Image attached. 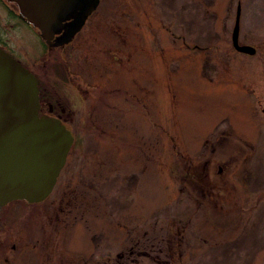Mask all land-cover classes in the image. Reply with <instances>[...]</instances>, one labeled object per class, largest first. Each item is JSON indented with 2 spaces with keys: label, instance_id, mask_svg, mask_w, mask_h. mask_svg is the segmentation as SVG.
Instances as JSON below:
<instances>
[{
  "label": "rangeland",
  "instance_id": "1",
  "mask_svg": "<svg viewBox=\"0 0 264 264\" xmlns=\"http://www.w3.org/2000/svg\"><path fill=\"white\" fill-rule=\"evenodd\" d=\"M100 5L87 29L93 31L92 40L86 42V33L75 45L79 51L68 56L71 71L85 68L90 101L81 111L65 101L76 116V143L62 174L75 177L72 189L93 192L100 251L113 257L122 248L120 230L111 227V234L104 226L106 212L112 210L116 221L124 214L117 189L136 188L124 205L131 210L127 217L160 218L162 234L169 221L182 227L186 222L180 196L184 165L202 169L209 161L215 171L209 180L221 196H215L206 214L202 208L190 217L193 233L204 230L211 238L196 249L195 264H264V0H102ZM239 5V42L256 48L253 57L233 49ZM7 13L0 0L4 51L38 75L47 74L65 94L53 77L67 55L44 57L34 31ZM110 51L123 52L121 65L111 63ZM133 79L143 80L146 109L132 101L130 109L112 112L109 106L120 108L123 101L111 98L109 89L133 91ZM85 113L89 116L78 118ZM218 166L222 175H217ZM61 184L47 204L64 192ZM102 195L110 197V208ZM44 205L14 202L0 209L2 264L14 245L16 254L34 255L32 249L47 240ZM77 213L78 220L84 217L82 209ZM86 219L79 222L87 224ZM59 226L49 229L54 240ZM75 231L66 233L69 245L88 250L94 232ZM22 260L30 258L26 254Z\"/></svg>",
  "mask_w": 264,
  "mask_h": 264
},
{
  "label": "flooded vegetation",
  "instance_id": "2",
  "mask_svg": "<svg viewBox=\"0 0 264 264\" xmlns=\"http://www.w3.org/2000/svg\"><path fill=\"white\" fill-rule=\"evenodd\" d=\"M1 5L5 10L8 11L7 14L10 15V18H14V20L20 21L23 25H25L26 27L28 26L31 30L34 31V33L43 43L45 51L44 57L50 56V54H52L53 52L59 54L62 53L65 56L67 55V58L61 57L62 59L60 61L59 72L55 73L53 77L55 78V80L59 81H57V86H60L61 92L62 90L66 91L65 94L63 92L59 93L60 91L57 89L56 85H54L53 82H50V78L45 77L47 74L44 73L43 75H38L30 68L27 69L33 72L37 79L38 90L40 93L39 115L41 117L43 116L59 120L62 124L66 125L68 130L74 136L73 147L68 154V159L64 166L65 168L58 176L54 191L46 198L44 202L35 203L38 205L45 204L44 214H42V216L44 217L42 226L44 228V231L46 232L47 240L44 237L42 245L37 249H32L34 255L30 254L29 251L18 253V255L15 252L17 249V245H14L12 247L13 252H11V255L9 252L8 253L10 256L6 253V257L4 259L5 264H31L32 262H34V264H195L196 249L200 248L201 245L207 246V243L209 242V240H211V238L208 239V235L205 234L206 232L204 230L200 232L197 231V229V233H193V227L192 225H190V217L192 216V214H195L196 212L198 213V210H201L202 208L205 211L204 214H206L207 208L212 209L213 205H215V196H221L220 190H215L216 186H213L209 180L210 177L215 173L214 168H211L212 164H210L209 161L205 162V165L201 169L198 165H193L186 162V159L184 158V161L186 162V164L184 165L186 175L184 176L183 183L181 185L180 196L182 199V204H184L183 214L186 215V222L182 224V227L180 222L174 220L169 221V224L165 225L164 228H162V230L166 228L165 232H163L162 234L159 233L160 218L158 219L156 217H153L151 219L147 218L138 220L136 217H127L128 214H130L128 213V211L130 212L131 210L126 209V206L124 205L125 202H130L132 195L136 193V191H134L136 188L117 189V197H119L120 199H118L122 201L124 214L120 216V221H116L114 213L112 212V210H110L105 214L107 220L104 223L105 229H109L111 231V227L117 228L122 234L119 238L121 239L122 248L119 251L116 249L115 256L113 257L111 255H104V253L100 251L99 246L101 244L97 243L96 241V219L93 215L95 201L93 198V192L91 190L82 191L76 188L72 189L71 185L73 184L75 177H66L65 179L62 178V174L66 169L70 154L73 151L76 143V135H74L73 125L76 116H74L75 113L71 111L72 109L69 108V110H67V107L65 105L67 103H74L78 106L79 111H81L85 108L87 103L86 101H90V91L85 86L86 81L83 80V73L86 72L84 70L85 68H79L78 70H75L73 68V71H71L70 68L72 62L69 60L68 56L72 55L74 49L76 51H79V49L75 48V45L77 46L76 43L80 39H83L86 33H89V37L85 39L86 42L88 43L90 41V38L92 40L93 31H87V29H91V26L94 25V19L96 17L95 15L101 5L94 13L91 14V17L87 20L84 28L79 34L75 36L73 42H71L70 45L61 46L60 48H55L52 45L48 46L46 42L41 39L40 31L35 30L28 22V20L21 18L19 14H17L13 9V7L8 4L7 0H1ZM60 35H56L55 39L60 37ZM53 43H55V40L53 41ZM106 54H108L110 58H112L110 60L112 64L116 63L121 65L123 63L124 58H122V56L124 54L122 51H117V53L114 52V54H112V52L110 51L106 52ZM77 57L76 61H78ZM77 63L78 67L82 66L80 62ZM74 64H76V62ZM90 66L91 64L89 65V67ZM130 82L133 91H129V89H125L124 87H117L115 89L114 86L109 89L111 98H114L113 95H117L119 101H123L121 104L122 107L120 108H118L117 104H111L109 106V109L112 110V112H118L117 109H130L131 107L129 105L132 103V101L135 104L140 103L142 110L146 109L147 102L145 96H143L145 95L146 89L144 88V85L142 83L143 80L138 81L137 79H133ZM64 84L68 86L66 87ZM87 85L89 86L88 82ZM73 91L77 92V94ZM120 95L123 96L120 97ZM65 101L67 103H65ZM88 116L86 113L78 114L79 119H84ZM217 169V175H222L224 173L221 166H218ZM190 176L192 177V179H190ZM60 183H62L61 185L63 186H60L61 188L59 187L60 191L63 190L64 192L60 195L57 194L59 199L52 201V203L50 204H47L49 199L53 197V194L56 192V188L60 185ZM64 185H66V187H64ZM106 192L109 193V191ZM102 197L105 198V201L103 202L104 205L105 202H107L108 207L110 208V197L105 195H102ZM206 201L209 203L208 206L207 203H205ZM49 209L50 211H53L55 213L54 216L47 215V211H49ZM81 209L83 211L81 215H84V217L87 216V224L79 222V220L82 221V219L84 218L81 215V219L78 220L77 212ZM129 209H131V207ZM191 211L192 213L190 214ZM55 224L57 226H60L58 227V229L54 228V231L57 234V237L54 240L53 237H50L49 229L53 228L52 226ZM78 227H82V230L84 232H94L93 238L91 237L88 240L90 244L88 250H86L85 248H73L67 241L66 233L69 232V229H73L75 231ZM112 233L113 232L111 231V234ZM107 240L112 241L111 238H107ZM5 248L6 246L4 247V249ZM200 249H202V247ZM2 250L3 249H1L0 247V264H2L3 261ZM20 254H22L25 259L27 254V256L30 258V261L24 260V262L22 260L23 256ZM100 255L102 257H100ZM109 257H111V259Z\"/></svg>",
  "mask_w": 264,
  "mask_h": 264
},
{
  "label": "water",
  "instance_id": "3",
  "mask_svg": "<svg viewBox=\"0 0 264 264\" xmlns=\"http://www.w3.org/2000/svg\"><path fill=\"white\" fill-rule=\"evenodd\" d=\"M21 18L40 31L49 46L70 45L101 0H7ZM232 45L253 57V46L241 45V5ZM61 34V35H60ZM56 35L60 37L55 39ZM55 40V43L53 41ZM37 79L0 48V208L14 201L41 203L53 192L74 138L65 124L39 115Z\"/></svg>",
  "mask_w": 264,
  "mask_h": 264
}]
</instances>
